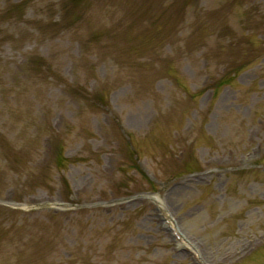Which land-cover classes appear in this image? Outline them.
I'll use <instances>...</instances> for the list:
<instances>
[{"label":"rangeland","instance_id":"374dc122","mask_svg":"<svg viewBox=\"0 0 264 264\" xmlns=\"http://www.w3.org/2000/svg\"><path fill=\"white\" fill-rule=\"evenodd\" d=\"M0 264H264V0H0Z\"/></svg>","mask_w":264,"mask_h":264},{"label":"bare ground","instance_id":"6f19581e","mask_svg":"<svg viewBox=\"0 0 264 264\" xmlns=\"http://www.w3.org/2000/svg\"><path fill=\"white\" fill-rule=\"evenodd\" d=\"M170 224V226L176 231L177 230V228H175L174 227V223H173V221L172 220H170V222H169ZM178 234H179V232L178 231H176ZM182 245H184V246H188V244L184 241L183 243H182Z\"/></svg>","mask_w":264,"mask_h":264}]
</instances>
